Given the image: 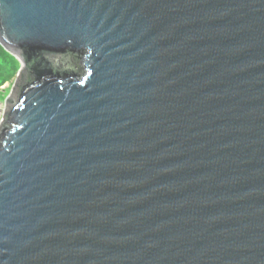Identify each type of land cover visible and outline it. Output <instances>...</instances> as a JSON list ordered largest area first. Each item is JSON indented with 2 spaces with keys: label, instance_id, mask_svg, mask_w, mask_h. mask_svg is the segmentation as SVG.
<instances>
[{
  "label": "water",
  "instance_id": "95a60500",
  "mask_svg": "<svg viewBox=\"0 0 264 264\" xmlns=\"http://www.w3.org/2000/svg\"><path fill=\"white\" fill-rule=\"evenodd\" d=\"M0 44V264H264V0H0Z\"/></svg>",
  "mask_w": 264,
  "mask_h": 264
},
{
  "label": "rangeland",
  "instance_id": "374dc122",
  "mask_svg": "<svg viewBox=\"0 0 264 264\" xmlns=\"http://www.w3.org/2000/svg\"><path fill=\"white\" fill-rule=\"evenodd\" d=\"M10 53V52H9ZM13 55V54H11ZM15 57V55H13ZM17 59V62H19L20 60L18 59V57H15ZM21 64V68L18 71H15L14 74H11V78L9 81H7L6 83L0 85V127L2 126V124L5 121V117H6V113L5 111L7 110V99L9 98H13L14 95H16L17 91H15L14 89H17V84L20 78V73L22 71V63Z\"/></svg>",
  "mask_w": 264,
  "mask_h": 264
},
{
  "label": "trees",
  "instance_id": "16d2710c",
  "mask_svg": "<svg viewBox=\"0 0 264 264\" xmlns=\"http://www.w3.org/2000/svg\"><path fill=\"white\" fill-rule=\"evenodd\" d=\"M20 68V62L0 44V85L9 81L11 74Z\"/></svg>",
  "mask_w": 264,
  "mask_h": 264
}]
</instances>
